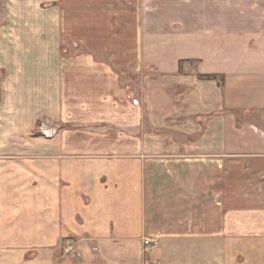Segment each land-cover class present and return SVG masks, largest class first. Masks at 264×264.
I'll use <instances>...</instances> for the list:
<instances>
[{
    "label": "crops",
    "instance_id": "0c3cea01",
    "mask_svg": "<svg viewBox=\"0 0 264 264\" xmlns=\"http://www.w3.org/2000/svg\"><path fill=\"white\" fill-rule=\"evenodd\" d=\"M0 264H264V0H0Z\"/></svg>",
    "mask_w": 264,
    "mask_h": 264
},
{
    "label": "rangeland",
    "instance_id": "374dc122",
    "mask_svg": "<svg viewBox=\"0 0 264 264\" xmlns=\"http://www.w3.org/2000/svg\"><path fill=\"white\" fill-rule=\"evenodd\" d=\"M58 133V129L55 126V124H51L48 121L43 120H39L37 122L36 127L33 129V131L31 132L30 137L31 138H45V137H53V136H57ZM66 242V241H65ZM64 242V243H65ZM64 243H62L61 246V253L65 258H68L72 261L76 260L78 258V249L76 247V252L74 255L69 254L66 255L65 251H64ZM73 243L76 246L75 241H73ZM156 247V243L153 241V244L151 245V249L147 248V246L145 245V251L146 252H150L151 250H153Z\"/></svg>",
    "mask_w": 264,
    "mask_h": 264
},
{
    "label": "built area",
    "instance_id": "2783aa9c",
    "mask_svg": "<svg viewBox=\"0 0 264 264\" xmlns=\"http://www.w3.org/2000/svg\"><path fill=\"white\" fill-rule=\"evenodd\" d=\"M144 243L147 246V248H149L153 244V241L152 240H145ZM64 251H65L66 255H69V254L74 255L75 254L76 246L72 240H67L64 243Z\"/></svg>",
    "mask_w": 264,
    "mask_h": 264
},
{
    "label": "trees",
    "instance_id": "16d2710c",
    "mask_svg": "<svg viewBox=\"0 0 264 264\" xmlns=\"http://www.w3.org/2000/svg\"><path fill=\"white\" fill-rule=\"evenodd\" d=\"M200 78H201V79H208V80H210V79H213L214 76H212V75H207V76H200Z\"/></svg>",
    "mask_w": 264,
    "mask_h": 264
}]
</instances>
